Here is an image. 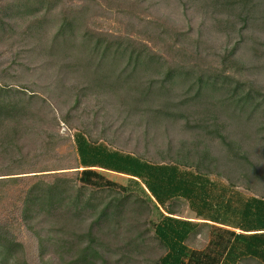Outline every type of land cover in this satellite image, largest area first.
<instances>
[{
    "label": "rangeland",
    "instance_id": "1",
    "mask_svg": "<svg viewBox=\"0 0 264 264\" xmlns=\"http://www.w3.org/2000/svg\"><path fill=\"white\" fill-rule=\"evenodd\" d=\"M70 12L79 13L81 33L132 38L167 62L163 73L171 66L191 73L166 81L142 68L130 74L123 61L96 73L98 60L81 66L72 56H50L61 17ZM16 21L0 29V87L17 94L30 113L18 133L11 126L0 132V179L17 178L7 180L0 195V223L25 243L31 263H39L37 237L21 218V194L40 178L52 181V173L81 185L78 132L110 150L175 164L221 189L264 199V0H62L39 31L30 19ZM201 76L218 81L217 88L197 94ZM250 89L256 104L244 106ZM97 170L132 186L143 200L131 204L116 233L113 264H159L166 254L154 232L160 213L129 177ZM169 208L199 225L187 241L192 250L220 249L211 244L220 240L217 228L232 230L200 219L185 199ZM240 264L262 263L249 258Z\"/></svg>",
    "mask_w": 264,
    "mask_h": 264
},
{
    "label": "trees",
    "instance_id": "2",
    "mask_svg": "<svg viewBox=\"0 0 264 264\" xmlns=\"http://www.w3.org/2000/svg\"><path fill=\"white\" fill-rule=\"evenodd\" d=\"M61 4L62 0L8 1L0 6V29L12 26V22L16 23L20 18L30 19L29 26L39 31ZM80 21L79 13L63 14L48 49L50 56H72L81 66L83 63L92 66L93 61L98 60L96 73L121 61L131 68L130 74H136L142 68L164 74L166 81L191 73L173 66L163 73L161 69L168 65L167 62L147 45L136 46L132 38L81 33ZM105 73L112 74L113 71ZM198 81L199 95L203 88L219 84L218 81H205L202 76ZM234 90L236 94L237 87ZM12 93L8 88L0 87V132L11 126L18 133L23 120L29 119L28 106ZM241 103L244 106L256 104L253 89L242 97ZM75 145L82 169L77 171L76 180L81 185L59 175L64 173H52L47 174L54 177L52 181L40 178L21 194V218L37 237L34 245L38 246V264H113L116 233L123 228L122 221L129 214L132 203L136 205L142 197L132 186H122L97 169L129 177L131 184L139 187L160 213L154 232L166 254L159 264H240L249 258L264 264L263 198L246 197L225 187L221 189L207 176L182 170L175 164H155L135 155L110 150L104 144L90 141L82 132L76 133ZM11 179L16 181L17 178L0 179V195L5 192L7 180ZM179 199L187 200L200 219L232 229L220 233L221 229L217 228L215 236L220 240H213L211 244L220 249L196 251L189 248L187 241L199 225L177 217L169 208L171 202ZM87 220H91L88 225ZM45 223L49 227L37 231L36 225ZM83 223L85 226L82 227ZM140 246L141 243L135 240V248ZM49 249L54 258L47 257L51 254ZM27 256L25 243L18 240L7 224L0 223V264H33Z\"/></svg>",
    "mask_w": 264,
    "mask_h": 264
}]
</instances>
